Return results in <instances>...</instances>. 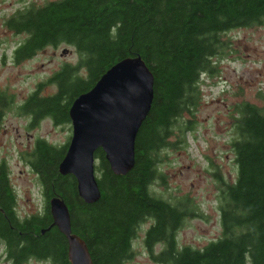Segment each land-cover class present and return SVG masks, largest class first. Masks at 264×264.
Instances as JSON below:
<instances>
[{
  "label": "trees",
  "instance_id": "obj_1",
  "mask_svg": "<svg viewBox=\"0 0 264 264\" xmlns=\"http://www.w3.org/2000/svg\"><path fill=\"white\" fill-rule=\"evenodd\" d=\"M6 23L16 33H26L14 52L16 60L63 42L78 52L76 63H63L48 79L55 92L42 93L40 83L18 105L33 124L45 117L70 121L75 98L123 58L142 56L155 75L154 100L137 135L134 166L116 173L104 149L96 151L102 191L96 201L80 195L74 174L60 171L68 142L37 136L22 156L39 176L45 198L41 211L25 216L18 210L11 169L5 159L0 161V247L9 260L71 264L68 239L52 225L50 199L60 196L70 208L73 231L87 241L95 264H124L148 221L145 246L161 264H264V104L237 105L231 139L237 177L229 181L215 173L222 223L218 238L201 247L180 244L177 229L200 214L198 207L190 196L166 198L153 187L165 178L163 153L186 142L195 127L202 74L215 68L230 30L264 23V0H55L27 4ZM7 103L12 104L11 98L0 92V115Z\"/></svg>",
  "mask_w": 264,
  "mask_h": 264
},
{
  "label": "rangeland",
  "instance_id": "obj_2",
  "mask_svg": "<svg viewBox=\"0 0 264 264\" xmlns=\"http://www.w3.org/2000/svg\"><path fill=\"white\" fill-rule=\"evenodd\" d=\"M41 1L45 0H0V92L12 100L0 115V161L5 159L11 169L22 216L41 211L45 205L39 176L22 156L31 149L37 136L65 143L72 134L68 126L54 125L50 119L31 128L29 116L18 108L40 83H43L42 93L55 92L56 85L47 82L48 79L63 63L78 60L75 46L66 42L48 45L30 58H14L13 49L26 33H16L6 21L26 2L39 4ZM226 37L229 42L225 52L215 58V68L201 76V102L194 115L195 127L187 132L186 142H179L178 147L163 153L161 170L165 178L153 183L162 196L172 199L190 196L198 207L200 214L189 216L177 229L180 244L201 247L222 234L217 197L219 180L215 173L219 172L229 181L237 177L231 139L238 103L264 104V23L232 29ZM149 224L150 221L140 227L134 253L124 264H161L145 246V230ZM160 251L158 243L154 252ZM0 264H14L3 246ZM24 264L51 263L33 258Z\"/></svg>",
  "mask_w": 264,
  "mask_h": 264
},
{
  "label": "water",
  "instance_id": "obj_3",
  "mask_svg": "<svg viewBox=\"0 0 264 264\" xmlns=\"http://www.w3.org/2000/svg\"><path fill=\"white\" fill-rule=\"evenodd\" d=\"M154 84L155 75L142 56L126 57L73 101L69 112L73 134L59 168L76 176L79 193L87 202L102 193L96 172L98 148L104 149L116 173L125 174L134 166L136 139L152 108ZM50 206L52 225L68 239L71 264H95L87 241L73 231L66 201L53 196Z\"/></svg>",
  "mask_w": 264,
  "mask_h": 264
},
{
  "label": "flooded vegetation",
  "instance_id": "obj_4",
  "mask_svg": "<svg viewBox=\"0 0 264 264\" xmlns=\"http://www.w3.org/2000/svg\"><path fill=\"white\" fill-rule=\"evenodd\" d=\"M23 0H18V2H22ZM47 1H55V0H45V1H41L39 4H43L44 2H47ZM30 3H33V4H36V3H34V2H26L24 5H22V7H24V6H26L27 4H30ZM21 7V8H22ZM20 9H16L15 11H13V13L10 15V17L12 16V15H14L17 11H19ZM14 31V30H13ZM21 42V41H20ZM20 42L15 46V48L13 49V53L15 52V50H16V48L19 46V44H20ZM68 49V48H67ZM37 53V52H36ZM35 53V54H36ZM32 56H34V55H32ZM32 56H30V57H32ZM30 57H28V58H30ZM25 99H27V98H25ZM24 99V100H25ZM28 116H29V122H28V126L29 127H31V128H34V127H37L43 120H45V119H50L52 122H53V124L54 125H59V126H62V127H65V126H68L69 127V129L72 131V134H73V122H72V119H71V116H70V113H69V116H70V121H68V122H57V121H55V119L54 118H52V117H45V118H43L39 123L38 122H36V123H34L33 124V118H31L32 116L31 115H29L28 114ZM72 134H71V136H70V138H69V140L67 141L68 142V145H69V142H70V139H71V137H72ZM43 136V135H42ZM43 137H45V136H43ZM47 138V137H46ZM36 139V138H35ZM48 139V138H47ZM67 142H65V143H58V144H66ZM54 143H57V142H54ZM68 148V147H67ZM23 159V158H22ZM27 164L28 165H30V163L27 161Z\"/></svg>",
  "mask_w": 264,
  "mask_h": 264
}]
</instances>
